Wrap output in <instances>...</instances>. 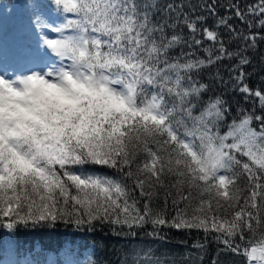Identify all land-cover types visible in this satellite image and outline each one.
I'll list each match as a JSON object with an SVG mask.
<instances>
[{
    "label": "snow or ice",
    "instance_id": "1",
    "mask_svg": "<svg viewBox=\"0 0 264 264\" xmlns=\"http://www.w3.org/2000/svg\"><path fill=\"white\" fill-rule=\"evenodd\" d=\"M51 2L74 17L54 25L36 16V28L48 30L39 32V50L52 59L38 70L0 72V224L87 231L107 224L132 237L150 224L148 235L162 240L164 227L198 230L244 264H264V90L249 87L244 68L256 34L221 18L245 44L232 52L218 31L197 24L201 16L180 21L192 34L188 44L180 32L169 34L177 21L150 15L157 5ZM249 10L264 17V0ZM234 15L245 18L238 8ZM259 23L264 27V18ZM204 40L212 42L204 59L169 56L178 45ZM234 57L231 85L255 97L260 114L243 110L221 132L227 101H204L211 84L194 74Z\"/></svg>",
    "mask_w": 264,
    "mask_h": 264
},
{
    "label": "trees",
    "instance_id": "2",
    "mask_svg": "<svg viewBox=\"0 0 264 264\" xmlns=\"http://www.w3.org/2000/svg\"><path fill=\"white\" fill-rule=\"evenodd\" d=\"M19 1V0H16ZM26 5L46 7L47 0H22ZM138 3L152 4L150 15L155 14V18L161 17L170 22L177 21L176 29H169L180 32L191 44V33L180 21L184 16L196 20L201 16L204 19L196 21L200 27L214 28L221 34L225 46L229 51H242L245 47L243 41L239 40L224 25L219 24L221 18H225L238 32L245 35L256 34L258 45L255 51L244 52L250 60V65L244 68L249 73L247 83L253 90H264V27L259 21L264 18L254 14L249 10V6H255L260 0H137ZM3 4V2H1ZM171 4L173 9L167 8ZM209 5L212 9H209ZM244 14V19L234 15L236 9ZM214 10V14H213ZM251 25V26H250ZM197 38L203 39L202 33L197 34ZM212 47V42L204 40L203 46L188 47L187 44L176 46L169 53L170 58H191L204 59L207 56L206 48ZM239 63V58H224L215 65L208 66L198 74H194V79L200 83L211 84V90L204 94L203 100L209 97L222 96L230 108L227 113L221 132L227 130V126L240 117L243 110L255 111L260 114V105L255 97L245 98L238 91H235L229 80L230 75H235L234 66ZM217 73L219 75H217ZM227 81L228 83L221 82ZM109 175L112 170L102 169ZM156 205H154L155 207ZM162 206V203H161ZM169 214L174 215V210L169 206ZM128 231V229H125ZM137 235L117 236L112 230V226L107 224H97L94 231L77 230L74 226L60 224L55 229H25L8 230L0 224V264H59L61 263V253L63 247L69 252L81 255L85 246L91 247L89 259L80 264H133L134 258L143 261V264H244L242 257L231 253L219 251L223 245L205 236L198 230H177L164 227L160 230L159 236L148 235L153 232L150 224L143 229H136ZM202 243L203 250L194 247L195 244ZM140 256L136 257V252ZM147 253V255H145Z\"/></svg>",
    "mask_w": 264,
    "mask_h": 264
},
{
    "label": "rangeland",
    "instance_id": "3",
    "mask_svg": "<svg viewBox=\"0 0 264 264\" xmlns=\"http://www.w3.org/2000/svg\"><path fill=\"white\" fill-rule=\"evenodd\" d=\"M41 17V19L48 24H54L56 25V21L58 18H60V14L58 12H53L51 14L47 13H41L37 14ZM36 17L33 19V22L31 24H27L26 28L30 30V35L34 37L35 43H37L32 49L25 50V55H23V50L25 49L23 46L21 47L20 44H17L15 41H11V43H2L0 40V63H8L13 65L18 71H22V73L27 72L30 69H39L38 65L34 61L38 62H49L52 58L51 57H44L42 53L39 50V32L40 31H48L47 29H37L36 28ZM49 35H55L51 32H48ZM1 39V38H0ZM13 60H16L13 62ZM29 64V65H28ZM27 66L28 69L26 68ZM1 70V69H0ZM3 71H6L5 69H2ZM227 131V130H226ZM91 247L85 246L84 247V253ZM87 255V254H86ZM86 255L83 256L84 260H88L89 258L86 257ZM88 256V255H87ZM79 254H74L73 251L69 252L68 249L63 247V251L61 253L60 264H80L83 262V258ZM58 264V263H57Z\"/></svg>",
    "mask_w": 264,
    "mask_h": 264
},
{
    "label": "bare ground",
    "instance_id": "4",
    "mask_svg": "<svg viewBox=\"0 0 264 264\" xmlns=\"http://www.w3.org/2000/svg\"><path fill=\"white\" fill-rule=\"evenodd\" d=\"M1 72V71H0Z\"/></svg>",
    "mask_w": 264,
    "mask_h": 264
}]
</instances>
